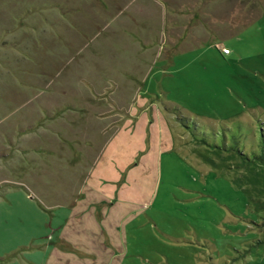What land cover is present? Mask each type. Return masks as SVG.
Wrapping results in <instances>:
<instances>
[{
    "label": "rangeland",
    "instance_id": "374dc122",
    "mask_svg": "<svg viewBox=\"0 0 264 264\" xmlns=\"http://www.w3.org/2000/svg\"><path fill=\"white\" fill-rule=\"evenodd\" d=\"M141 1L0 0V264H59L69 210L34 191H74L77 176L129 202L79 234L97 231L78 248L102 264H264V0ZM162 17L151 43L109 33ZM105 37L125 60L140 46L132 83H81L89 69L68 63ZM45 99L63 109L33 115Z\"/></svg>",
    "mask_w": 264,
    "mask_h": 264
},
{
    "label": "crops",
    "instance_id": "0c3cea01",
    "mask_svg": "<svg viewBox=\"0 0 264 264\" xmlns=\"http://www.w3.org/2000/svg\"><path fill=\"white\" fill-rule=\"evenodd\" d=\"M148 1H152V0H148ZM135 2H137V0H135ZM164 18L165 17H162L161 21H160V18L159 19L157 18V21H158L156 24L157 26L153 24V27L158 28L157 30H152L151 25L148 26L151 29L147 30L146 33L145 31L144 32L141 31V33H139L136 30L130 29V28H125L124 30L119 31L116 28L109 27L110 28L109 33H113L114 36L116 35L118 36V32H121V34H123L125 38L129 37L132 40H133V37H137V36L139 37L140 35H143L144 33L145 39L148 38L147 39L148 42L151 43L156 40V39L153 40L152 37H155V38L159 37L158 36L159 32L161 34L164 33V28H165ZM100 31L107 32V28H104ZM100 31L97 33V36L98 34L101 33ZM102 34L104 33H101L100 35ZM100 39L93 38L91 41L92 43L87 42L85 46H83L84 49L81 50L83 54L85 53L82 56L83 60H80L77 63L71 62L72 60H69L68 62V63H71L72 65L73 64L76 65V67L78 68L89 69L87 70L88 75H86L85 79L81 83H93V84H96V83L117 84L119 82L122 84L132 83L134 81L132 80V78L136 79V73L133 72L131 68H127L126 62H127V59L129 58L131 59L132 63H134L135 61L137 64H140L139 62L141 60L136 59V55H135L136 53H139V51L136 49L140 48V46L135 47L134 44H130L124 47L128 51L127 59L125 60V56H124L125 51H123V53H121V56H120L118 54V52L120 51L118 50V47L117 49H115L116 46H113L115 44H112L110 41L109 42L112 45L108 44L107 41L105 40L107 39V37H105L104 39L102 38L101 43L99 41ZM143 43L145 44L147 43V41L143 40ZM221 47L226 48L225 46H221ZM151 48L146 47L145 49L151 50ZM220 53H221V50H220ZM228 55H230V51ZM224 56H227V55H224ZM156 57L158 58V56ZM65 64L66 63L64 62L62 63L63 67L65 66ZM44 101L45 102L42 104H39L38 102L36 103L37 105H39L40 109L37 108L38 111L36 109L33 115L38 116L40 114V116H44L47 114H53L52 111H56L57 109H60V108L63 109L62 107H56V108L53 107L51 109L49 106L53 105L52 101L49 100L47 103H46V99ZM64 106H67L66 107L67 110L70 109L68 108L67 104H65ZM27 107L29 109H31L30 107H32L33 109V107L35 106H32V103H31ZM112 111L113 109L109 110V115L113 114V113L111 114ZM47 112H50V113H47ZM73 112L74 111H72V113ZM92 112H93L92 115H97V113H99V111L97 112L92 111ZM13 113H14V110L12 114ZM70 143H72V146H71L72 148H70ZM91 144H89V146H91ZM29 146L36 151V153L33 152L34 155L35 154L37 155L38 149L45 150V146L41 147L38 145H31V144H29ZM51 146L50 144H48L47 149L49 148L50 153L53 157L54 152L52 151V149H50ZM66 146L69 148V150ZM59 147L64 149L66 151V155H68L69 157H70V152L73 151V154H75V156L73 157L74 161H78L80 155L81 157L84 158V152H83L84 147L79 141L70 140L69 142H67V144H65L64 142V144H62ZM68 156H67V159L69 160ZM81 161H83V159ZM73 170H74V167H73ZM77 177H78V180H76L77 184L75 187H73L74 191H34V193H36L35 195L41 200V202L54 205V207H59V208L65 207L69 210L68 216L65 221L66 223L63 224L62 227L60 228V232L58 234L59 238L57 239V242L54 244V247H53L54 249H51L49 258H50V261L57 262L59 264H63L62 262L65 260L67 261L66 263L68 264H102L101 260L99 261V258L94 256L93 254L90 255V254L81 253L80 251L81 249L78 248V245L82 247L83 245H85V247L89 246V250L87 249L88 251L94 250L93 247L96 248V245L100 243L97 238L98 236L96 234L97 231H92V232L89 231V234L86 237H83L84 242L80 240L79 234L87 231L89 227H93V229L95 230H97L96 229L97 227L104 228L103 224H105L106 222L108 223V225H110L108 221L112 220L113 215H116L117 212L125 213L128 211L129 202L128 200L124 198L123 191H98L94 187H90L89 191H84L88 183L89 176H82L81 178L79 176ZM86 226H89V227H86ZM106 237L107 239L105 242L108 244L110 242V239L107 234H106ZM72 247H74V249ZM55 248L59 250H56ZM84 251L88 253L86 250ZM73 252L75 253V255L72 254Z\"/></svg>",
    "mask_w": 264,
    "mask_h": 264
},
{
    "label": "trees",
    "instance_id": "16d2710c",
    "mask_svg": "<svg viewBox=\"0 0 264 264\" xmlns=\"http://www.w3.org/2000/svg\"><path fill=\"white\" fill-rule=\"evenodd\" d=\"M210 39H212V38H210ZM175 112L178 114L177 120L181 123L182 126H187V127H185V129L191 134V136L196 138L195 140H197V138L199 137L197 125L195 123H192L189 126V124L187 123V120H185L186 118L182 117V114L180 112H178V110H176ZM263 138H264V136L262 137V140H263ZM199 140H201V138Z\"/></svg>",
    "mask_w": 264,
    "mask_h": 264
},
{
    "label": "built area",
    "instance_id": "2783aa9c",
    "mask_svg": "<svg viewBox=\"0 0 264 264\" xmlns=\"http://www.w3.org/2000/svg\"><path fill=\"white\" fill-rule=\"evenodd\" d=\"M219 48H220L221 53H222L223 55H228V54H229V50H228L227 48L220 47V46H219Z\"/></svg>",
    "mask_w": 264,
    "mask_h": 264
}]
</instances>
